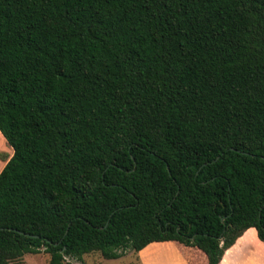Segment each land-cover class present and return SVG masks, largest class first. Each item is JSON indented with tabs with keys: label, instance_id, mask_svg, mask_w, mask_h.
I'll return each mask as SVG.
<instances>
[{
	"label": "trees",
	"instance_id": "1",
	"mask_svg": "<svg viewBox=\"0 0 264 264\" xmlns=\"http://www.w3.org/2000/svg\"><path fill=\"white\" fill-rule=\"evenodd\" d=\"M0 135V264L264 242V0H0Z\"/></svg>",
	"mask_w": 264,
	"mask_h": 264
},
{
	"label": "rangeland",
	"instance_id": "2",
	"mask_svg": "<svg viewBox=\"0 0 264 264\" xmlns=\"http://www.w3.org/2000/svg\"><path fill=\"white\" fill-rule=\"evenodd\" d=\"M10 154L11 149L0 135V168ZM142 249L141 251L119 249V256L113 259L102 258L98 251H94L82 254L79 259L65 257L63 264H190L184 253L169 242H154ZM47 258L48 255L42 251L34 254L25 253L13 264H45Z\"/></svg>",
	"mask_w": 264,
	"mask_h": 264
},
{
	"label": "crops",
	"instance_id": "3",
	"mask_svg": "<svg viewBox=\"0 0 264 264\" xmlns=\"http://www.w3.org/2000/svg\"><path fill=\"white\" fill-rule=\"evenodd\" d=\"M200 259L202 262V256ZM216 264H264V242L256 238L252 228H247L223 250Z\"/></svg>",
	"mask_w": 264,
	"mask_h": 264
}]
</instances>
